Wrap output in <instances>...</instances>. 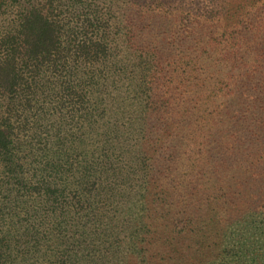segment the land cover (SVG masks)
Returning a JSON list of instances; mask_svg holds the SVG:
<instances>
[{"label": "trees", "instance_id": "obj_1", "mask_svg": "<svg viewBox=\"0 0 264 264\" xmlns=\"http://www.w3.org/2000/svg\"><path fill=\"white\" fill-rule=\"evenodd\" d=\"M0 264H264V0H0Z\"/></svg>", "mask_w": 264, "mask_h": 264}]
</instances>
